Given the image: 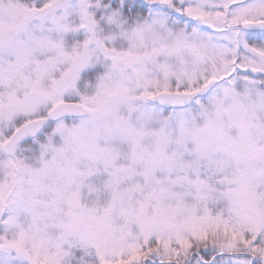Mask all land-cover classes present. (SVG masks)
<instances>
[{
  "label": "snow or ice",
  "instance_id": "6c2138e0",
  "mask_svg": "<svg viewBox=\"0 0 264 264\" xmlns=\"http://www.w3.org/2000/svg\"><path fill=\"white\" fill-rule=\"evenodd\" d=\"M0 264H264V0H0Z\"/></svg>",
  "mask_w": 264,
  "mask_h": 264
}]
</instances>
